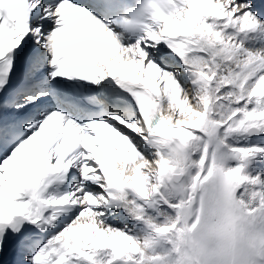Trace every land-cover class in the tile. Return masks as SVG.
<instances>
[{
	"label": "snow or ice",
	"instance_id": "obj_1",
	"mask_svg": "<svg viewBox=\"0 0 264 264\" xmlns=\"http://www.w3.org/2000/svg\"><path fill=\"white\" fill-rule=\"evenodd\" d=\"M0 264H264V0H0Z\"/></svg>",
	"mask_w": 264,
	"mask_h": 264
}]
</instances>
